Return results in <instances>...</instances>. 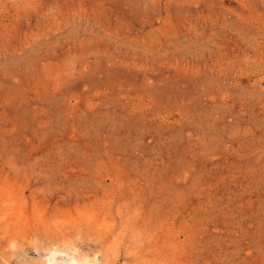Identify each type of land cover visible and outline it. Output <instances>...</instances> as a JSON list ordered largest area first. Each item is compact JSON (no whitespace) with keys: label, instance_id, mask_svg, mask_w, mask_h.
Segmentation results:
<instances>
[{"label":"rangeland","instance_id":"374dc122","mask_svg":"<svg viewBox=\"0 0 264 264\" xmlns=\"http://www.w3.org/2000/svg\"><path fill=\"white\" fill-rule=\"evenodd\" d=\"M48 261L264 264V0H0V264Z\"/></svg>","mask_w":264,"mask_h":264},{"label":"bare ground","instance_id":"6f19581e","mask_svg":"<svg viewBox=\"0 0 264 264\" xmlns=\"http://www.w3.org/2000/svg\"><path fill=\"white\" fill-rule=\"evenodd\" d=\"M56 253V252H55ZM71 258H73V257H71ZM67 260V259H66ZM69 260H70V258H69ZM74 260H76V259H74ZM65 262V261H64ZM71 262V261H70ZM67 263V262H66ZM47 264H54L52 261H48L47 262Z\"/></svg>","mask_w":264,"mask_h":264}]
</instances>
